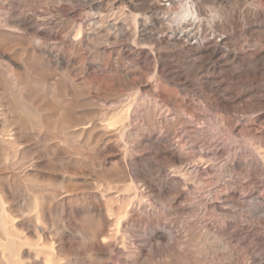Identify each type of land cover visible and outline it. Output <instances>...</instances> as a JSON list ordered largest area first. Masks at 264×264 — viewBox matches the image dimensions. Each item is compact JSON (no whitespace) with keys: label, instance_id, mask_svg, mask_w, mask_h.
Instances as JSON below:
<instances>
[{"label":"rangeland","instance_id":"1","mask_svg":"<svg viewBox=\"0 0 264 264\" xmlns=\"http://www.w3.org/2000/svg\"><path fill=\"white\" fill-rule=\"evenodd\" d=\"M186 2L0 0V264H264V0Z\"/></svg>","mask_w":264,"mask_h":264},{"label":"bare ground","instance_id":"2","mask_svg":"<svg viewBox=\"0 0 264 264\" xmlns=\"http://www.w3.org/2000/svg\"><path fill=\"white\" fill-rule=\"evenodd\" d=\"M65 1V0H64ZM111 1V6L112 8L116 9L117 7L120 6V4L123 2V0H110ZM164 1L165 3H160L158 5V7L161 9L164 6H168L169 4H171L174 0H161ZM186 1V0H185ZM168 2V4H167ZM183 2V1H182ZM6 2L4 1L3 4H5ZM186 3H192L193 4V0H187ZM152 5V4H151ZM5 7V6H4ZM108 7V6H107ZM151 8L154 10L156 9L155 6H151ZM91 9V8H90ZM168 9V8H167ZM118 10V9H117ZM157 10V9H156ZM94 11V10H93ZM103 11V10H102ZM113 11V10H112ZM98 13V12H97ZM113 13V12H112ZM116 14V11H115ZM134 15V14H133ZM157 17V16H156ZM164 17V16H163ZM107 19V18H106ZM134 19V18H133ZM157 20L162 24V34L159 37V40L166 41H174V42H178L180 43L182 46H186L188 47V49L192 50L193 48H197V47H201L200 45H203L202 47L205 49L211 48L213 50H216L221 43H224V38L221 36V39H219L218 41H215L214 38L208 37V32L206 31V29L200 28L199 25L196 24V22L192 21L188 24H184L183 27H172L169 23H166L165 21H163L164 19L161 17H158ZM195 20V19H194ZM80 21V20H79ZM105 21V17L103 14L98 13L97 15L93 16L90 20H88V24H95V23H103ZM134 21V20H133ZM81 22V21H80ZM146 22V21H145ZM144 22V23H145ZM141 23V22H140ZM143 23V22H142ZM87 24V23H86ZM144 25V24H143ZM146 25V23H145ZM179 25V24H178ZM206 25V24H205ZM142 27V26H141ZM143 28V27H142ZM136 29V27H135ZM144 30V29H142ZM141 30V31H142ZM152 32V31H151ZM150 32V33H151ZM118 33V31H117ZM124 34V33H122ZM210 35V34H209ZM119 36V35H118ZM124 36V35H123ZM164 43V42H163ZM172 43V42H171ZM128 49V48H127ZM188 50V51H189ZM135 51V50H134ZM187 51V52H188ZM133 52V51H132ZM190 52V51H189ZM182 147V144L179 145ZM180 148V147H179ZM182 149V148H181ZM214 151V150H213ZM206 153V152H205ZM215 153H207V155H211L213 156ZM206 156V155H205ZM210 156V158H211ZM214 157V156H213ZM240 163V161H238V164ZM194 168V167H193ZM201 168V167H200ZM190 170V169H189ZM198 168H197V172H198ZM200 171V170H199ZM192 172V171H191Z\"/></svg>","mask_w":264,"mask_h":264}]
</instances>
